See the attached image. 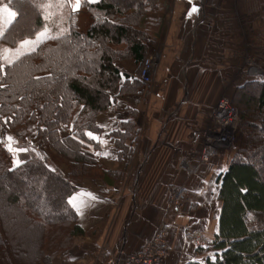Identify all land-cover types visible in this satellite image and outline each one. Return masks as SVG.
<instances>
[{
    "label": "trees",
    "instance_id": "1",
    "mask_svg": "<svg viewBox=\"0 0 264 264\" xmlns=\"http://www.w3.org/2000/svg\"><path fill=\"white\" fill-rule=\"evenodd\" d=\"M43 1L46 2H9L17 16L3 33V44L16 46L37 35L47 24L54 35L51 41L4 68L0 58V136L2 129L12 133L34 123L37 137L52 144L66 160L68 173L53 169L33 153L22 155L19 165L12 166L10 153L0 143V198L6 204L1 208L5 215L0 213V264H21L19 258L28 255L26 248H15L8 238L5 217L16 216L14 208L18 207L26 223L37 231L26 262L52 264L61 250L71 248L76 238L86 236L77 223L76 210L68 203L81 179L99 178L111 185L125 178V171L98 167L95 155L86 148L94 143L86 133L103 132L96 118L108 111L117 92L120 96L140 95L144 85L140 81L142 65L150 45L155 43L149 38L156 20L148 16L151 11L167 9L166 0H99L94 4L82 0V8L92 18L89 29L82 32L72 21L73 14L65 15L70 14L69 7L62 8L58 0L47 2V6ZM25 17L27 23L22 24ZM161 22L159 18L157 23ZM127 60L140 65L138 77L129 76L118 67V63ZM130 77L135 78L132 83L122 82V78ZM233 99L235 106L244 109H239L244 126L239 150L217 180L219 232L206 260L188 264H264V173L254 160L257 146L253 144L259 129L247 121V112L264 115V81L239 87ZM127 113L129 121L113 133L120 161L133 157L128 155L127 143L134 137L138 111L128 108ZM61 130L69 135L62 137ZM259 138L264 150V136ZM32 181L40 184L39 191L26 186ZM2 184L9 188L7 192ZM25 189L29 192L24 193Z\"/></svg>",
    "mask_w": 264,
    "mask_h": 264
},
{
    "label": "crops",
    "instance_id": "2",
    "mask_svg": "<svg viewBox=\"0 0 264 264\" xmlns=\"http://www.w3.org/2000/svg\"><path fill=\"white\" fill-rule=\"evenodd\" d=\"M10 1L0 0V24H8L6 29L17 16L15 11L13 17L5 10L13 12ZM52 1L43 2L46 5ZM58 1L62 8L69 7L70 14L65 15L73 14L72 21L76 22L78 30L86 32L91 23L84 25L89 14L82 8V0H79V7L77 0ZM165 5V12L151 11L148 16L156 20L151 21L154 26L149 40L155 43L150 48L158 46L163 51L160 77L151 96L141 92L140 95L120 96L117 92L108 111L99 113L96 118L97 125L103 130L101 134L94 133L99 141L92 139L98 147L86 145L87 150L96 155L99 165L110 171H125L126 177L111 185L89 180L78 184V191L71 197L77 205V223L88 235L76 239L74 248L52 264H117L136 253L160 227L171 247L166 264L203 263L207 256L199 254L192 244L190 230L198 229L211 238L219 232L221 206L217 180L232 159L220 156L202 166L201 172L194 176L182 165L184 160H189L191 166L197 160L193 151L201 142L200 130L206 119L205 110L209 109L205 107L208 105L206 91L202 98L197 94L212 85L204 72L212 61L209 43L215 37L219 38L218 33L208 26L216 15L214 8L204 6L201 0H166ZM159 18L162 24L157 23ZM43 30L54 35L48 24ZM10 53L12 50L0 48L3 68L15 61H8ZM118 67L134 76L140 65L127 60L118 63ZM126 80L132 83L135 78H122V82ZM201 102L204 110H200ZM129 107L138 111L134 137L127 143L128 155L133 157L126 156L120 161V149L113 133L122 123L129 121ZM32 129L35 131V125ZM64 131H61L62 137L69 135ZM184 186L189 193L188 202L181 210H170V200L176 188Z\"/></svg>",
    "mask_w": 264,
    "mask_h": 264
},
{
    "label": "rangeland",
    "instance_id": "3",
    "mask_svg": "<svg viewBox=\"0 0 264 264\" xmlns=\"http://www.w3.org/2000/svg\"><path fill=\"white\" fill-rule=\"evenodd\" d=\"M204 6L206 7H213L214 8V21L209 23L208 26L211 27L214 32L218 33L219 38H214L209 43V47L212 48L211 53V64L209 68L205 69L204 72L210 81H212V85L206 89L202 88L200 92H198L197 96L202 98L206 95L208 98L207 106L209 109L206 111V119L203 122L202 128L200 130L201 135V142L199 141L198 149L194 150L195 156L197 158L194 165H188L189 160H184L182 165L184 166L185 170H188L192 176L198 175L201 170L202 166L205 164H210L212 160H215L218 157L227 156L230 159H233L235 154L238 152V140L240 134H242L244 121L241 116L240 110L243 112V108L239 105L238 107L235 106V103H232L234 100L233 97L235 95L236 90L239 87L244 86L248 82L251 81H264V0H201ZM14 12V11H13ZM89 18L84 25L92 23V18L88 15ZM85 17V16H84ZM27 23V18L25 17L22 21V24ZM76 23V22H75ZM20 25V27L22 26ZM168 24V23H166ZM8 24H0V35L5 31ZM25 26V25H24ZM78 28V26H77ZM219 28V29H217ZM79 29V28H78ZM39 34V35H38ZM36 37L32 39H26L25 41L21 42L16 47H9L3 45L0 42V48L5 47L7 50H12V53L9 54L8 61H14L18 59L21 55L25 53L32 52L36 50L42 43L47 41H51L53 35H49L47 30H42L38 33ZM27 41V43H25ZM208 45V43L206 44ZM221 54L219 55V53ZM156 54L159 55V58L154 60V70L150 75V82L147 85H143L140 89L141 93H149L148 95L151 96L152 91L154 89V85L156 80L160 77V69L163 64V51L160 47H151L149 50V54L146 58H152ZM145 60V61H146ZM144 61V63H145ZM142 65V72L143 66ZM141 72V73H142ZM138 77L137 74L134 77ZM141 77V76H140ZM141 81V80H140ZM206 91V92H205ZM205 94L203 95V93ZM211 92V93H210ZM210 95L208 96V94ZM202 94V95H201ZM226 99L228 100V108L226 107L220 117H228L232 115V119H234L233 123V130L229 134L230 141H228L226 146L218 148L213 156H211L210 161L207 163H202L201 155H202V148L204 144V139L209 130L215 131L219 129V122L216 118H212L210 121V116L216 114V111L219 109V104L221 100ZM210 100V101H209ZM202 102L200 103L201 106ZM203 104L200 110H204ZM130 108V107H129ZM218 108V109H217ZM134 109V108H133ZM240 109V110H239ZM136 110V109H135ZM232 112V114L230 113ZM247 121L249 125L255 124L257 129L261 130L264 128V115L258 113H248ZM225 121V120H223ZM34 123H28L26 128L23 130L14 131L12 133L7 132L6 130L2 129V133L0 136V143L6 147L8 152L10 153V164L15 166L17 164V160L21 162V156L27 155L29 153L35 154L38 158L47 162L53 169L62 170L66 174L68 173V167L66 165V160L60 156L55 147L52 144L43 143L36 135L34 131ZM31 126V128L29 127ZM227 126V123H226ZM28 129L30 132H28ZM255 133L259 137L264 136V131ZM64 131V130H61ZM67 132L68 131H64ZM63 132V133H64ZM103 133V132H102ZM258 137L253 144L256 147V156L255 162L257 167L264 173V150H262V144L260 142V138ZM11 138V139H9ZM94 142V140H93ZM87 145H93L95 148L96 143H90ZM87 148V147H86ZM18 149H27L25 152H20ZM95 155V154H94ZM26 156V157H27ZM25 157V158H26ZM97 160V157L95 155ZM98 162V161H97ZM185 162V163H184ZM98 167L105 169L103 166L98 164ZM225 171V170H224ZM223 173V172H222ZM126 177V173L125 176ZM84 180H89L94 183H98L99 178H83L81 179L80 183ZM39 183L36 181L28 182L26 184L27 187H32V190L39 191ZM25 186V185H24ZM4 188V191L7 192L9 188L6 187V184H2L1 186ZM25 188V187H24ZM184 189L186 187L184 186ZM178 189L176 188V191ZM25 192H29L28 190H24ZM175 196V194H174ZM174 196L170 200L169 208L170 210H174L175 207L172 205L174 200ZM188 190L185 191V199L181 202L178 210H181L186 202H188ZM3 201L0 198V213H2V205L6 207V204L2 203ZM46 203V202H45ZM13 209V208H12ZM16 211L15 215L12 217H5V225L6 230L8 232V238L10 242L13 244L15 248L21 246L22 248H26L27 254L31 253V249L33 247L34 235L37 234L35 228L31 227L26 223L24 217L22 216L21 210L16 207L14 208ZM14 222V223H13ZM160 228H157L155 232L156 234L160 231ZM196 230V229H194ZM197 231H200L197 229ZM165 232V231H164ZM201 233L204 234L203 231ZM86 235H88L86 233ZM152 235V236H153ZM86 237V236H84ZM83 238V237H80ZM167 238V236H166ZM78 239V238H76ZM76 239L74 240V244L71 248L66 250H61L60 253L53 259L62 258L67 255V252L74 248ZM150 239V238H149ZM208 239L213 242L214 238L208 237ZM169 243V242H168ZM170 246V245H169ZM213 249L210 251L213 252ZM171 252V247H170ZM26 254V255H27ZM27 255V257H28ZM32 255V254H31ZM27 257L23 255L21 256L20 263L21 264H28ZM29 258V257H28ZM30 259V258H29ZM53 263V262H52ZM31 264V262H29Z\"/></svg>",
    "mask_w": 264,
    "mask_h": 264
},
{
    "label": "built area",
    "instance_id": "4",
    "mask_svg": "<svg viewBox=\"0 0 264 264\" xmlns=\"http://www.w3.org/2000/svg\"><path fill=\"white\" fill-rule=\"evenodd\" d=\"M158 58L159 55L156 54L154 57L148 58L145 61L143 72L141 73L140 77V80L143 84H149L150 75L154 70V60ZM226 107L228 108V100H221L216 114H212L210 116V121L212 118H216L218 120L219 129L215 131H208L202 148V163L209 162L211 156L214 155L216 150L226 146L225 143L231 140V138H229V134L233 130L232 125L234 123V119H232V115L225 118L220 117ZM230 113L232 114V112ZM185 191L186 189H184V187H179L175 192L174 200L172 202V205H174L175 209H179L181 202L185 199ZM189 238L191 239L192 244L198 250L199 254L203 256H208L211 254L210 251L213 248V242H211L205 234L201 233V231L194 229L190 230ZM170 253V246L166 238V233L161 228L160 231L148 239L136 253L127 256L121 262H116L117 264H166ZM113 261L115 260H111L110 262Z\"/></svg>",
    "mask_w": 264,
    "mask_h": 264
},
{
    "label": "snow or ice",
    "instance_id": "5",
    "mask_svg": "<svg viewBox=\"0 0 264 264\" xmlns=\"http://www.w3.org/2000/svg\"><path fill=\"white\" fill-rule=\"evenodd\" d=\"M89 2H93V0H89ZM77 7H79V0H77ZM5 10L8 11L9 16H13V17H14V16L16 15L15 12H12L11 10H8V9H5ZM195 10H196V9L193 8V11H195ZM74 11H75V9H74ZM38 35H39V34H38ZM25 43H27V41H26ZM86 134L88 135L89 138H91V139H96V140L99 141V137H98V136H95L94 133H92V132H88V133H86ZM9 139H11V138H9ZM18 151H20V152H25V151H27V149H18ZM19 163H20V161L17 160V166L19 165ZM68 203H69L74 209L77 207L76 203L74 202L73 197H71V196L68 198Z\"/></svg>",
    "mask_w": 264,
    "mask_h": 264
}]
</instances>
